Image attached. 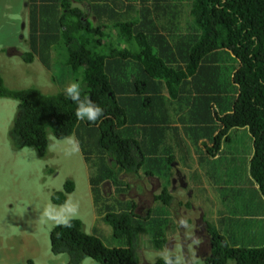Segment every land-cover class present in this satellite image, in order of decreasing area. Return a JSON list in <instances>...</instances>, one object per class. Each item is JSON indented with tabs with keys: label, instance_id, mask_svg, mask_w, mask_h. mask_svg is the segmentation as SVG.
<instances>
[{
	"label": "trees",
	"instance_id": "trees-1",
	"mask_svg": "<svg viewBox=\"0 0 264 264\" xmlns=\"http://www.w3.org/2000/svg\"><path fill=\"white\" fill-rule=\"evenodd\" d=\"M123 1L126 11L119 12L114 0H26L30 52L24 53L25 62H41L48 68L49 49L55 47L69 77L81 82L82 93L101 106L104 115L94 124L80 121L74 115L76 105L64 91L46 94L33 86H6L0 74V99L16 102L9 132L13 150H34L42 158L51 135L56 141L77 135L81 151L95 169L91 192L95 205L101 207L99 185L115 184L119 171L168 175L174 160L163 144L165 134L178 129L173 122H181L182 128L193 125L189 130L196 126L191 136L198 137L194 145L200 142L203 149L198 154L205 160L220 155L225 142L231 141V130L245 129L252 150L248 174L257 191L248 195L250 206L244 215L253 220L239 244L230 236L225 241L214 226H208L211 251L202 261L264 264V213L251 209L260 206L264 211V0H188L183 31L174 28L177 15L172 1ZM129 10L137 15L121 21ZM163 13L169 15L168 38L161 33L162 24L157 28L154 23ZM105 28L114 29V36ZM185 106L195 112L188 120L177 116ZM211 121L214 127L208 125ZM189 181L195 189L198 179ZM229 184L237 187L232 172ZM73 189V183L66 182L51 196L52 203L64 205ZM243 191L227 189L234 216L239 199L235 201L230 193ZM173 195L164 186L155 199L169 207ZM115 211L104 207L102 220L124 248L106 247L84 231L80 220L71 219L66 221L70 226L60 223L52 228L51 255H66V264H82L85 259L140 264V234L150 233L159 240L157 246L164 242L167 218L157 214L141 220L132 211Z\"/></svg>",
	"mask_w": 264,
	"mask_h": 264
},
{
	"label": "rangeland",
	"instance_id": "rangeland-1",
	"mask_svg": "<svg viewBox=\"0 0 264 264\" xmlns=\"http://www.w3.org/2000/svg\"><path fill=\"white\" fill-rule=\"evenodd\" d=\"M170 1L175 5L177 15L174 28L183 31L188 0ZM114 2L119 12L126 11L123 0ZM134 15L137 14L129 10L120 20L126 21ZM88 17L92 18V15L88 13ZM168 18L169 15L163 13L160 21L156 18L154 20L157 28L159 23L162 24L161 33L167 38L165 27ZM102 23L105 20L98 22V26H102ZM105 29L114 36V29ZM29 36L26 0H0V74L5 85L14 88L33 86L46 94L63 92L64 87L74 80L69 77V68L58 57L61 54L55 47L49 49L48 68L37 55L34 57L40 64L37 61L26 63L24 53L30 52ZM15 111L16 102L0 99V264H66V255H51L49 235L56 224L71 219L80 220L84 231L97 236L106 247L124 248V242L114 238L111 227L102 220L104 207H111L117 212L121 209L132 211L141 220L154 218L157 214L167 218L164 244L157 246L159 240L153 239L150 233L140 234V264H155L159 259L165 261L166 257L172 256L173 264H204L202 259L208 255L210 247L202 236L208 235L205 229L212 224L208 221L210 216L202 215L203 208L196 203L201 204L206 198L215 202L220 199L216 211L229 209L231 200L227 189H237L240 178H250L248 162L251 148L246 133L248 151L245 141L234 140L232 137V141L225 142L218 157H208V161L202 158L200 162L201 157H197L193 151L200 152L202 147L198 141L194 145L198 137L192 139L191 136L196 126L189 130L193 125L182 128L181 122L177 121L172 126L178 129L167 132L163 144L174 160L167 170L168 175L148 177L141 170L136 175L119 171L115 184L105 181L99 185L104 201L99 207L93 201L90 185V177L95 169L87 160L89 155L81 151L77 135L73 134L62 141H56L51 135L50 146L42 158L34 150L15 151L9 137ZM193 112V107L185 106L177 116L188 120L189 114ZM202 164L206 176L204 182L194 189L189 179H198L199 165ZM231 172L237 180V187L229 184ZM66 182L73 183V192L64 205H54L51 196L60 192ZM164 186L174 193L175 201L169 207H164L155 199ZM248 187L252 192L257 191L253 182ZM204 190L209 192L204 194ZM214 190L217 192L212 193ZM234 193H230L231 198ZM233 218L243 220L245 217L236 214ZM146 221L149 223L150 220ZM196 230V237L190 239ZM82 264L98 263L85 259ZM227 264L235 262L230 260Z\"/></svg>",
	"mask_w": 264,
	"mask_h": 264
},
{
	"label": "crops",
	"instance_id": "crops-1",
	"mask_svg": "<svg viewBox=\"0 0 264 264\" xmlns=\"http://www.w3.org/2000/svg\"><path fill=\"white\" fill-rule=\"evenodd\" d=\"M234 131H237V133H234ZM245 133L247 134L245 129H233L229 132L228 135L231 138V141L233 139L234 140L239 139L241 141H245L247 151H248L249 143L245 137ZM232 137H233V139H232ZM193 152L197 157H201V155L198 154V152H195V151H193ZM201 153H203V152H201ZM251 156H252V150L249 151V159ZM206 160H208V159H206ZM203 166H204V164L199 165L198 185H200L201 182H204V177L206 176L204 173ZM249 179L250 178L246 177V178H240L238 180L237 186L242 188L244 191L242 193L235 192L234 196L232 197L235 201L237 199H239V201H238L239 205H236L237 206V212H238V214H241L245 217L243 220L234 219L233 218L234 215L232 214L231 208H229V209L223 208L222 211L217 212L216 211V204L218 202H220V199L218 202H215V201H211L209 198H206L203 203H201V204L196 203L197 206H200L203 208L202 215H209L210 216L208 221H211L210 223L216 228L218 233L222 235V237L225 239V241L230 236V238L233 240V243H235V244L241 243V241L247 237V229H248L247 225H248V223L251 222V220H253L252 217L244 215V213L247 211V209L250 206L248 195L250 193H252V191H250V189L248 187V185H250V182H251ZM209 180H210V178H208V181ZM242 181H245V182H242ZM208 192H209L208 190H204L203 193L205 194ZM215 192H217V191L216 190L212 191V193H215ZM253 192H255V191H253ZM251 209H253V211H254L252 213H264V211L262 210V207H260V206L257 208H251ZM260 216H261V214L259 215V217ZM203 227H206V226H204V224H203ZM195 234H197V230L195 231V233L192 234V236H190V239L192 237L195 238L196 237ZM202 238L204 241L210 242L209 234L202 236ZM194 249H196V248L194 247Z\"/></svg>",
	"mask_w": 264,
	"mask_h": 264
},
{
	"label": "clouds",
	"instance_id": "clouds-1",
	"mask_svg": "<svg viewBox=\"0 0 264 264\" xmlns=\"http://www.w3.org/2000/svg\"><path fill=\"white\" fill-rule=\"evenodd\" d=\"M63 91L66 99L76 105L74 115L78 120L94 124L104 115V109L95 103L89 96L82 93V85L79 80L68 83ZM65 223L66 226H70L67 222ZM165 264H173V260L170 257H166Z\"/></svg>",
	"mask_w": 264,
	"mask_h": 264
},
{
	"label": "flooded vegetation",
	"instance_id": "flooded-vegetation-1",
	"mask_svg": "<svg viewBox=\"0 0 264 264\" xmlns=\"http://www.w3.org/2000/svg\"><path fill=\"white\" fill-rule=\"evenodd\" d=\"M213 124L215 125V123L213 121L208 123V125L211 126V127L213 126ZM209 247H210V251H211V242H209ZM208 255L210 256V252L208 253Z\"/></svg>",
	"mask_w": 264,
	"mask_h": 264
}]
</instances>
